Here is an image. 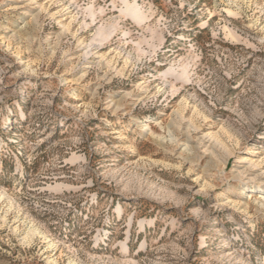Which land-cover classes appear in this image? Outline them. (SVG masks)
Returning <instances> with one entry per match:
<instances>
[{
  "label": "rangeland",
  "instance_id": "obj_1",
  "mask_svg": "<svg viewBox=\"0 0 264 264\" xmlns=\"http://www.w3.org/2000/svg\"><path fill=\"white\" fill-rule=\"evenodd\" d=\"M0 264H264V0H0Z\"/></svg>",
  "mask_w": 264,
  "mask_h": 264
},
{
  "label": "bare ground",
  "instance_id": "obj_2",
  "mask_svg": "<svg viewBox=\"0 0 264 264\" xmlns=\"http://www.w3.org/2000/svg\"><path fill=\"white\" fill-rule=\"evenodd\" d=\"M260 186H252V187H248L247 186V189H248V191H250V192H254V191H259V192H261V191H263V190H259L260 188H259ZM259 188V189H258Z\"/></svg>",
  "mask_w": 264,
  "mask_h": 264
}]
</instances>
